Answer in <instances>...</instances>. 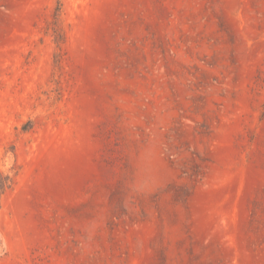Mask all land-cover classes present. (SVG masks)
Instances as JSON below:
<instances>
[{
  "label": "rangeland",
  "instance_id": "374dc122",
  "mask_svg": "<svg viewBox=\"0 0 264 264\" xmlns=\"http://www.w3.org/2000/svg\"><path fill=\"white\" fill-rule=\"evenodd\" d=\"M0 264H264V0H0Z\"/></svg>",
  "mask_w": 264,
  "mask_h": 264
},
{
  "label": "water",
  "instance_id": "95a60500",
  "mask_svg": "<svg viewBox=\"0 0 264 264\" xmlns=\"http://www.w3.org/2000/svg\"><path fill=\"white\" fill-rule=\"evenodd\" d=\"M2 249V245L0 244V250Z\"/></svg>",
  "mask_w": 264,
  "mask_h": 264
}]
</instances>
